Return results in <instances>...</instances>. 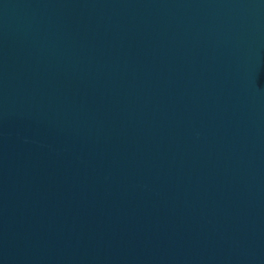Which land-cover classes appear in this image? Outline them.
<instances>
[{"label":"water","instance_id":"95a60500","mask_svg":"<svg viewBox=\"0 0 264 264\" xmlns=\"http://www.w3.org/2000/svg\"><path fill=\"white\" fill-rule=\"evenodd\" d=\"M0 264H264V0H0Z\"/></svg>","mask_w":264,"mask_h":264}]
</instances>
